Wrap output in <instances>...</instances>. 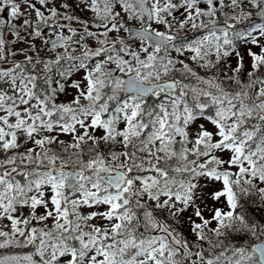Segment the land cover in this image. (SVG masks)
Returning <instances> with one entry per match:
<instances>
[{
	"label": "snow or ice",
	"instance_id": "obj_1",
	"mask_svg": "<svg viewBox=\"0 0 264 264\" xmlns=\"http://www.w3.org/2000/svg\"><path fill=\"white\" fill-rule=\"evenodd\" d=\"M0 264H264V0H0Z\"/></svg>",
	"mask_w": 264,
	"mask_h": 264
}]
</instances>
